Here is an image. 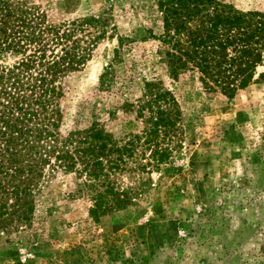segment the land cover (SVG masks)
Wrapping results in <instances>:
<instances>
[{"label": "rangeland", "instance_id": "1", "mask_svg": "<svg viewBox=\"0 0 264 264\" xmlns=\"http://www.w3.org/2000/svg\"><path fill=\"white\" fill-rule=\"evenodd\" d=\"M149 1L28 0L56 21L92 16L109 22L89 60L65 79L63 129L88 118L114 36L142 26L159 31ZM217 1L264 14V0ZM159 50L157 41L137 42L132 73L157 80L178 104L171 157L148 172L119 173L117 189L128 202L97 221L68 178L46 180L29 224L0 233V264H264V66L227 97L206 93L191 73L168 77ZM103 120L114 132L138 130L126 111Z\"/></svg>", "mask_w": 264, "mask_h": 264}, {"label": "trees", "instance_id": "2", "mask_svg": "<svg viewBox=\"0 0 264 264\" xmlns=\"http://www.w3.org/2000/svg\"><path fill=\"white\" fill-rule=\"evenodd\" d=\"M149 2L159 31L142 26L114 36L88 118L66 130L65 79L89 60L108 20L56 21L28 0H0V233L29 224L35 193L50 178H68L97 221L128 202L117 189L119 173L148 172L171 157L180 110L157 80L132 73L137 42L157 41L167 76L191 73L208 94L232 97L264 66V14L217 0ZM5 59L12 63L1 64ZM117 111H126L138 130L114 132L102 123Z\"/></svg>", "mask_w": 264, "mask_h": 264}]
</instances>
